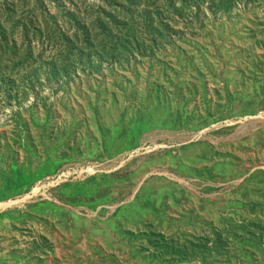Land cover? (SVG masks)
Here are the masks:
<instances>
[{
	"label": "rangeland",
	"instance_id": "1",
	"mask_svg": "<svg viewBox=\"0 0 264 264\" xmlns=\"http://www.w3.org/2000/svg\"><path fill=\"white\" fill-rule=\"evenodd\" d=\"M0 264H264V0H0Z\"/></svg>",
	"mask_w": 264,
	"mask_h": 264
}]
</instances>
